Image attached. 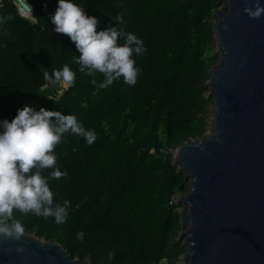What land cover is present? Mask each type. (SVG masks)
Masks as SVG:
<instances>
[{
  "label": "trees",
  "instance_id": "obj_1",
  "mask_svg": "<svg viewBox=\"0 0 264 264\" xmlns=\"http://www.w3.org/2000/svg\"><path fill=\"white\" fill-rule=\"evenodd\" d=\"M2 0L0 16V120L11 121L31 104L75 114L97 139L91 145L65 134L56 147L66 178L51 182L55 199L71 202L64 223L54 217L14 212L25 233L62 245L72 257L91 264H177L186 248L181 207L188 193L186 174L174 164L176 148L208 131L212 96L210 71L218 63L214 22L219 0H77L100 31L121 25L147 49L135 57L143 71L135 86L123 77L108 88L78 71L75 44L56 33L49 18L58 0ZM33 20V21H32ZM122 42V41H121ZM68 64L74 84L43 87V72ZM97 83L103 75L96 73ZM51 97L52 99H50ZM82 232L83 238L77 234Z\"/></svg>",
  "mask_w": 264,
  "mask_h": 264
},
{
  "label": "water",
  "instance_id": "obj_2",
  "mask_svg": "<svg viewBox=\"0 0 264 264\" xmlns=\"http://www.w3.org/2000/svg\"><path fill=\"white\" fill-rule=\"evenodd\" d=\"M219 3L211 133L173 151L189 181L177 203L185 230L178 240L186 241L185 264H264V16L244 12L255 0ZM0 264L91 262L24 232L19 240L0 237Z\"/></svg>",
  "mask_w": 264,
  "mask_h": 264
},
{
  "label": "clouds",
  "instance_id": "obj_3",
  "mask_svg": "<svg viewBox=\"0 0 264 264\" xmlns=\"http://www.w3.org/2000/svg\"><path fill=\"white\" fill-rule=\"evenodd\" d=\"M19 1L22 0L16 1L17 7ZM244 12L259 19L264 16V3L255 0V6L245 7ZM49 18L54 31L67 35L75 44L79 52L78 71L93 77V85L108 88L123 77L125 84L135 86L143 71L135 57L147 49L142 39L121 27L125 23L123 15L114 18L117 26L109 25L97 31L101 21L89 16L77 0H58ZM8 19L11 17L0 16V25ZM96 73L103 75L99 83ZM43 78L46 81L43 87L59 85L63 88L74 84L76 71L65 64L51 73L44 71ZM65 134L80 136L89 145L97 139L95 130L86 128L75 114L44 107L37 110L31 104L18 109L11 121L0 120V237L21 239L25 229L14 212L54 217L58 224L66 221L71 202L67 199L58 202L51 185L53 180L68 176L58 165L60 153L55 150ZM77 236L82 239L83 233Z\"/></svg>",
  "mask_w": 264,
  "mask_h": 264
},
{
  "label": "rangeland",
  "instance_id": "obj_4",
  "mask_svg": "<svg viewBox=\"0 0 264 264\" xmlns=\"http://www.w3.org/2000/svg\"><path fill=\"white\" fill-rule=\"evenodd\" d=\"M219 11L223 12V7H221V9H219ZM217 20H218V17H217ZM217 20H216V21H217ZM216 21H215V22H216ZM216 52H217V49H216ZM65 87H67V86H65ZM208 87H209V83H208ZM209 90H210V89H209ZM208 94H209V92H208ZM213 111H214V104H213V100H212V103H211V106H210V112H209V115H208V124H209V127H208V131H207L206 135H208L209 133H211V125H210V122H211V121L213 120V118L215 117ZM172 153H173V151H172ZM185 195H186V194H185ZM182 197H184V195H182V194L179 195V196H177V197L175 198V202L178 203ZM181 211H182V208L180 209V212H181ZM182 231H185V230L182 229ZM182 243H183V245H184V243H186V241L183 240ZM186 253H187V251L185 252V254H183V255L180 257V259H179V261H178L177 264H185V263H186L185 260H184Z\"/></svg>",
  "mask_w": 264,
  "mask_h": 264
},
{
  "label": "bare ground",
  "instance_id": "obj_5",
  "mask_svg": "<svg viewBox=\"0 0 264 264\" xmlns=\"http://www.w3.org/2000/svg\"><path fill=\"white\" fill-rule=\"evenodd\" d=\"M26 5H27V3L25 2V0L18 2V7L21 10L22 15H24L25 17H31L32 11H31V9H28V7Z\"/></svg>",
  "mask_w": 264,
  "mask_h": 264
}]
</instances>
